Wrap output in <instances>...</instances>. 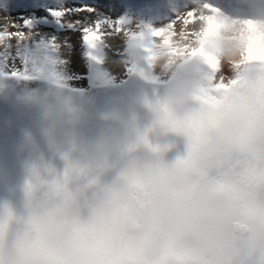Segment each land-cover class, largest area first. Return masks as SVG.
<instances>
[{"label": "clouds", "instance_id": "9594fccd", "mask_svg": "<svg viewBox=\"0 0 264 264\" xmlns=\"http://www.w3.org/2000/svg\"><path fill=\"white\" fill-rule=\"evenodd\" d=\"M189 2L167 44L126 18V83L98 43L87 96L58 46L0 67L38 85L16 97L31 121L0 174V264H264V0Z\"/></svg>", "mask_w": 264, "mask_h": 264}, {"label": "bare ground", "instance_id": "6f19581e", "mask_svg": "<svg viewBox=\"0 0 264 264\" xmlns=\"http://www.w3.org/2000/svg\"><path fill=\"white\" fill-rule=\"evenodd\" d=\"M80 1L67 3L65 0H38L36 3L38 5L37 11H29L25 8L19 9L18 13L7 8L2 12L0 11V36L3 37V39H0V67L6 65L7 69L12 70V61L15 62V65L20 63L19 65L21 66L18 58V53L20 52L31 53L32 51H38L42 56L52 55L50 51H47L48 45L51 43L49 36L42 38L38 33H35L32 39L26 42L15 38L16 35H10L20 32L19 28L22 26L24 19H29L32 23H50L62 28L61 35L55 41L59 48L56 56L65 61V72L67 75L70 74V69H75L77 72L74 73L73 79L82 77L86 74L87 65L89 64V62H86L87 58L84 59L83 57L84 55H86L85 57L88 56L89 47L82 39L84 34L82 29L83 27H91L93 31H97L96 21L100 20L101 25L97 31V34L100 35L98 46L103 48V54L106 56L104 67L116 77L121 78L124 75V69L119 63L120 54L123 50V43L120 37L124 28L128 27V25L125 24L121 27V31L117 33L115 31V21L121 17H132L137 24L162 27L175 19L174 10H184L190 7L189 0H97L96 4L90 0L93 11L86 13L80 12L81 10L76 8L77 3ZM213 3L224 7L227 4V0H213ZM5 5L4 0H0V6L4 8ZM49 9L63 13V16L60 17L61 22H58V18L50 15ZM8 13L16 14L11 18ZM19 17L22 18L21 21ZM185 18L189 19L187 16ZM104 21H110L111 27ZM194 23V17L187 24L184 23L183 19L176 20L172 30L176 33L181 28L191 31ZM69 24H72L73 27H68L67 25ZM154 39L161 40L162 37H154ZM101 41L105 42L107 47L100 45L99 42Z\"/></svg>", "mask_w": 264, "mask_h": 264}, {"label": "rangeland", "instance_id": "374dc122", "mask_svg": "<svg viewBox=\"0 0 264 264\" xmlns=\"http://www.w3.org/2000/svg\"><path fill=\"white\" fill-rule=\"evenodd\" d=\"M38 0H28L29 7L25 8L37 11L38 5L36 4ZM44 1V0H41ZM58 1V0H54ZM67 3L73 2V1H80V0H65ZM96 4L97 0H92ZM5 7L0 6V11L2 12L4 9H10L14 10L16 13H18L19 7H13V0H4ZM90 0H84L80 1L77 4V9L81 10L80 12H86L89 13L88 8H91ZM15 13V14H16ZM14 13H8L9 17H13L15 15ZM21 17H19V20L21 21ZM20 25V23H19ZM20 32H24L25 36H27L26 39L23 41H30L35 35V33H38L40 37L46 38L50 37L51 42L54 40V43H56L57 37L61 35V32L63 31L62 28H59L58 26H54L50 23H32L30 29L27 27L22 26L19 28ZM31 33V35H28ZM12 38V37H10ZM15 38H19L16 36ZM14 39V38H13ZM19 40H21L19 38ZM22 41V40H21ZM51 48V43L48 45L47 51L49 52ZM86 62H89L86 69V74L82 77L74 78V73L77 71L75 69L69 70V75H67L70 79V83L72 86V89L79 92L82 95H90L93 93L94 89L96 88V73L97 69L96 67L89 61L88 56ZM118 63V62H117ZM12 66L15 65V62H11ZM20 64V63H19ZM15 65L16 68H20V65ZM9 70V68H8ZM11 71V70H9ZM77 76V74H76ZM118 78V77H117ZM118 79H124L125 83L127 82L124 75L121 78ZM38 85L33 82L30 84H24L21 82H17L14 80H4L0 79V174H2L5 170L11 173H15L18 170L19 167V161L22 158V143H21V130L25 127H28L30 125L31 121V114L30 112L23 108L21 105L17 103L16 97L19 94V92L25 88V87H37Z\"/></svg>", "mask_w": 264, "mask_h": 264}, {"label": "snow or ice", "instance_id": "6c2138e0", "mask_svg": "<svg viewBox=\"0 0 264 264\" xmlns=\"http://www.w3.org/2000/svg\"><path fill=\"white\" fill-rule=\"evenodd\" d=\"M13 7L27 8V7H29V2H28V0H13ZM87 10L89 12L93 11L92 8H88ZM48 11H49L51 16H53L55 18H58V22H61L60 17L63 16V13L61 11L54 10V9H49ZM193 17H194L193 14L189 13V15H188L189 19H187V21H185V23H190L191 19ZM104 22L108 23L109 27H111V22L110 21H104ZM126 23H127V19L124 18V17H121V18L117 19L115 21V24H116L115 31L116 32L121 31V25H125ZM31 24H32L31 20L24 19V21H23L24 27H27V28L30 29ZM100 25H101V21L97 20L96 21V29H97V31L99 30ZM67 26L70 27V28L73 27L72 24H69ZM169 27H173V25H169ZM147 28L149 30V34L152 37H164L163 43H165V44L169 43L170 37L165 35V33L168 31L167 27L152 28L151 25H147ZM82 31L84 33L83 36H82V39H83L84 43L86 45H88V47L94 48L96 46V44L98 43V41H100V35L97 34V31H93L91 29V27H83ZM10 35H16L22 41L27 37V36H25L24 32H22V31L21 32H17V33H13V34H10ZM0 39H3V37L0 36ZM51 46H57L56 43H54V40L51 42Z\"/></svg>", "mask_w": 264, "mask_h": 264}]
</instances>
